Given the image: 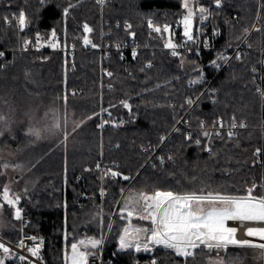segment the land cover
I'll use <instances>...</instances> for the list:
<instances>
[{
  "label": "trees",
  "instance_id": "1",
  "mask_svg": "<svg viewBox=\"0 0 264 264\" xmlns=\"http://www.w3.org/2000/svg\"><path fill=\"white\" fill-rule=\"evenodd\" d=\"M213 3L199 0L195 5L209 9V18L203 24L194 19V34L197 27L205 33L197 43L186 45L209 42L210 47L201 52L183 49L174 57L164 44L168 39L178 46L185 43L178 23L185 13L183 0H111L103 8L97 0H0L4 48H15L36 32L46 37L54 32L62 44L79 47L74 55L51 50L9 52L0 59L2 110L15 117L24 109L41 110L40 104L58 110L47 114L45 135L50 137L46 140L35 143V136L24 134L23 124L16 126V149L35 156L30 166L37 181L21 205L32 217L30 231L46 239L43 258L47 264H65V250L82 237L102 241L93 251H103L104 264H135L151 256L158 257L159 264H211L218 250L198 249L185 261L160 246L152 253L121 249L119 237L126 224L117 211L123 201L129 195L156 190L204 189L243 196L253 184V195H262L264 174L256 149L264 148V98L256 91L253 69L264 59V0H222L218 9ZM70 4L73 7L65 14ZM20 11L26 15L22 34L4 20ZM152 19L161 29L168 25L170 32L150 31ZM85 23L93 30L88 35L94 44L112 48L106 62L100 50L83 48ZM131 33L136 56L127 49L121 58L124 51L118 47H131ZM247 37L252 48L237 60L234 48ZM220 55L229 59L221 61ZM213 60L218 68L212 66ZM201 75L208 81L196 88L188 86ZM211 80V88L219 92L215 103L210 89L206 90ZM189 98L196 102L188 105ZM122 101L130 104L131 111ZM70 110L76 112L77 129L68 123ZM57 115L61 130L53 128ZM233 119L248 123L233 139L227 133L220 138L216 131L203 129L220 120L229 125ZM102 121L107 123L100 127ZM71 131L72 142L64 139ZM204 131L210 136L204 137ZM189 135L191 139H185ZM102 161L114 163L112 170L130 179L103 175ZM3 184L0 180V192ZM12 214L13 208L7 205L0 209V230L4 238L17 241L21 222ZM223 251L226 264L264 263V251L258 247L229 245ZM7 264L15 261L9 259Z\"/></svg>",
  "mask_w": 264,
  "mask_h": 264
},
{
  "label": "snow or ice",
  "instance_id": "2",
  "mask_svg": "<svg viewBox=\"0 0 264 264\" xmlns=\"http://www.w3.org/2000/svg\"><path fill=\"white\" fill-rule=\"evenodd\" d=\"M97 3L103 6L105 0H97ZM199 0H193L190 4L189 0H183V8L185 13L182 15L178 23L183 28V37L185 43L182 46H186L189 42L195 44L198 42V37L203 35L199 27L196 28L195 34L193 31V21L198 19L201 24L209 18V9L205 7H196ZM213 6L215 8L222 7V0H214ZM73 5H69L65 8V14ZM18 20V26L20 30L26 25V17L23 11L19 12L18 17H13ZM6 23L10 24L8 17L4 18ZM149 28L157 33L170 32L168 25H165L163 29L160 27H153L152 21L148 22ZM130 28V25H127ZM259 31L260 29H256ZM92 28L88 24L83 25V44L85 46H91L97 48L98 45L94 44L89 38L92 32ZM218 34V33H214ZM53 37L55 33L53 32ZM134 35V34H132ZM31 41H24V47L27 49ZM37 48L42 47L40 38L37 36L36 40ZM50 47H57L56 43L48 42ZM164 47L171 50L172 56H178L179 47L176 43H173L171 39L164 44ZM207 47V42H205ZM5 54L0 52V57ZM133 57L136 56L135 51L132 53ZM123 58V57H121ZM237 60L241 59L238 53L235 57ZM221 61H227L229 58L220 55L218 57ZM212 66L219 67L217 60L211 62ZM151 67V64L147 65ZM255 72V69H253ZM107 76L111 77L112 73L107 72ZM203 80V76L200 79L193 80L191 83L198 84ZM264 94V93H262ZM196 101L189 98L186 103L188 105L194 104ZM125 109L131 111V106L127 101L121 102ZM4 117L0 115V121H3ZM104 123H107L105 121ZM104 123L100 127L104 126ZM219 128H224L225 125L222 121H217ZM203 127V124H201ZM236 127L243 128L245 125L240 123L236 124L233 119L227 132V137L233 139L236 133L231 129ZM31 131V130H30ZM38 136L39 134L36 133ZM204 137H209L210 133L204 131L202 133ZM216 136L220 137V132H216ZM222 138V137H220ZM164 138L161 137V140ZM185 139H191V136L185 137ZM196 145L201 144L200 139L195 140ZM205 151L211 152L210 147H205ZM261 149H256V154L259 155ZM163 163L164 158H159ZM171 159V157H169ZM7 167V165H5ZM99 168V165H97ZM104 175H110L111 177H121L127 181L130 179L128 176H122L118 171L108 169ZM256 185L253 184L251 188L246 190L247 194L243 196L227 195L213 193L211 191L205 192L204 189L199 191H191L186 193H177L174 191H161L156 190L153 193H138L135 195H129L128 199L123 201L122 207L117 211L119 219L127 226L123 227L122 234L119 237V243L121 249L135 248L136 251H151L153 247L160 246L164 249L171 250L176 257L184 258L185 261L188 258L193 257L198 249L206 248L209 251L215 249H226L229 245H241V246H253L264 249V243L252 244L249 240H237L235 239L236 227H229L230 221H242V222H264V196H255ZM123 192V190H122ZM20 195L10 194V189L5 186L2 190V201L15 209L14 218L21 220V210L17 205L20 201ZM3 206V205H0ZM135 217L139 221L145 222L146 226L134 227L131 226V221ZM110 227V225H109ZM246 235L250 237H259L261 241H264V228H247ZM143 237V239H142ZM24 239L31 240L32 245H26ZM18 242V248H27V252L30 257L40 259V249L43 241H37L35 236L26 237ZM100 244V240H87L81 239L70 244V247L65 250V264H89V258L94 257V249ZM0 264H7L9 259L17 260L20 264H33V261L28 256L21 255L13 252L9 246L4 242H0ZM153 264L156 261L153 260Z\"/></svg>",
  "mask_w": 264,
  "mask_h": 264
},
{
  "label": "built area",
  "instance_id": "3",
  "mask_svg": "<svg viewBox=\"0 0 264 264\" xmlns=\"http://www.w3.org/2000/svg\"><path fill=\"white\" fill-rule=\"evenodd\" d=\"M109 1H111V0H105V4ZM189 2L193 3V0H189ZM104 5L103 6L100 5L101 8H103ZM18 15H19V12H12L10 17H9V21H10V24H12L15 27L17 32L22 34L23 32H25L26 25L23 28V30H20V28L18 26V20L13 19V17H18ZM25 17H26V15H25ZM150 21H152L153 27H160L159 25H157L155 23V21L153 19ZM149 29H150V31L155 32V31H153L152 28H149ZM200 31H202L203 34L205 33V30L202 27L200 28ZM52 34L53 33H51L50 36L46 37L42 32H36L32 36H28L27 38L22 39L20 41L19 45L15 48L6 49L2 45H0V52H3L6 55L9 52L39 53V52L51 50V51H62L65 53H69L70 55H74L79 50V47L75 44L72 46H66L65 44H62L60 36L55 33V37H53ZM132 34H134V33H131V37H130V41H129V45L131 47H127V46L118 47L119 50L121 49L122 51H124L122 57L126 56L125 50H127V49H130L132 51V53L134 51L136 52V50H137V48L134 47V35H132ZM37 36H39L40 43L43 45L42 47H39V48H37V45H36ZM247 39H248V37L240 45H238L234 48L233 56L237 55L239 53L241 58H242L244 56V54H246L252 48V45L247 41ZM26 40L31 41V43L28 45L27 49H25V47H24V41H26ZM49 41H51L52 43H56L58 46L57 47H50L48 45ZM209 47H210L209 42H207V47H205V43L204 44L198 43L195 46H189V47L188 46H179L177 48V51L179 52V54L181 53V51L183 49H192L196 52H201V50L203 48H209ZM83 48L84 49L100 50L102 62H106L109 59V56L111 55V52H112V48L110 47V45L104 44V43L101 44L100 46H98L97 48H92L90 45L89 46L84 45ZM3 57H0V59H2ZM106 72H110V71L106 70ZM255 72L257 74V80L255 82L256 91L262 96V98H264V94H262V93H264V59H261V61L259 62L258 66L255 69ZM197 79H200V78L191 79L188 82V86L191 88H196L199 84L208 81V78L206 76H203V80L200 83H198V84L191 83V81L197 80ZM212 82H213V80L209 81V84H208L206 90L210 89L211 101L213 103H215V102H217V97L219 95V92L216 89L211 88ZM191 99H193V98H191ZM220 121H222V120H220ZM235 122L237 125H239L240 123H243L245 125V127H243V128L236 127L235 129H231L236 134L240 130L248 128V123L246 121L235 120ZM102 123H104V122L102 121L101 124ZM224 125H225V127L221 129L218 127L217 123H214L213 125H211V127H208V128L203 127V129L206 128V129H209L211 131H216V132L219 131L220 134H223V133H227L229 131L230 124L229 125L224 124ZM262 129H264V120H263ZM257 158H258L257 159L258 164L262 168V171L264 174V148L261 149V152L259 155H257ZM112 166H115V164L111 163L108 165V164H105L103 161L100 162V169H101L102 174L104 175L105 171L108 169L112 170V168H111ZM261 196H264V182L262 184V195ZM19 209L21 210V216H22V219L20 220L21 228H22V233H21L20 238L17 241H10V240H8L2 236L1 230H0V242H4L15 253H19L21 255L28 256L29 259H31L33 261V264H47L43 258V249H44V246L46 243L45 237L37 235V234L33 233L32 231H30L31 226L33 225L32 217L30 216V214L28 212L25 211V209L22 205H19ZM245 223L246 222H242V221H235L234 222V226L237 228V232H239V228L243 227ZM253 228H264V222H255V227H253ZM33 236H35L37 238V241H40V240L43 241V244L41 245V249H40V259H38V260L30 257L29 253L27 252L26 247L23 249L17 247L18 242L21 239H24L26 237H33ZM237 239L245 240V239L238 238V236H237ZM24 243L26 245H32L31 240L24 239ZM94 253H95L94 257L89 258V264H104L105 260H104V256H103V251L99 254L96 252H94ZM0 255H3V253L0 252ZM153 260L156 261V264H159L156 256H151L145 260L138 261L135 264H153ZM14 261H15V264H20L19 261H17V260H14Z\"/></svg>",
  "mask_w": 264,
  "mask_h": 264
},
{
  "label": "rangeland",
  "instance_id": "4",
  "mask_svg": "<svg viewBox=\"0 0 264 264\" xmlns=\"http://www.w3.org/2000/svg\"><path fill=\"white\" fill-rule=\"evenodd\" d=\"M191 4V3H190ZM172 40V39H171ZM41 110L39 109H30L26 110L24 109L23 113L15 117L14 114L11 115L7 114L4 110L0 108V115L4 117L3 121H0V180L4 182L3 188L7 186L10 189V194H18L20 195V201L17 207L21 205V199L23 198L24 194L29 191V189L37 182L35 180V174L33 171H31V162L34 160V155L30 152L28 155L20 154V151H18L15 145V142L17 140V130L16 126L18 124H23V127L25 126L24 134L29 138L32 136H35V143H38L41 141L40 139H48L50 136L45 135L46 127H47V114L52 113L53 111H58L57 109H49L44 108L42 104L39 105ZM22 108V107H21ZM20 111V110H19ZM55 113V112H54ZM76 112L73 110L69 111V125H73L74 128L78 125V118H75ZM46 121V123H45ZM53 128L61 130L60 121H59V115L56 116V120L54 121ZM247 122V121H246ZM64 127L66 126V122H64ZM77 129V128H75ZM31 130V135L28 134V131ZM65 130V129H64ZM63 130V131H64ZM7 133V134H6ZM9 133V134H8ZM36 133L39 135L37 136ZM73 135V131L67 132L64 135V139L67 141L70 140V138ZM24 157V158H23ZM27 157V158H26ZM7 165V167H5ZM38 180V179H37ZM32 185V186H31ZM2 188V190H3ZM0 209L1 211L6 207V204H3L2 201V191L0 192ZM8 206V205H7ZM10 207V206H9ZM12 208V207H11ZM15 209L13 208V214L14 215ZM137 219L133 217L131 221V226L139 227V226H146L144 223H139L136 221ZM235 221L228 222L229 227H235L234 226ZM0 225L1 222H0ZM127 225H124V227ZM252 228V227H251ZM238 232L235 233V239H237ZM81 239H87V240H96V239H90V238H80ZM143 239V237H142ZM241 239V238H240ZM75 240L74 242L78 241ZM239 240V239H237ZM245 240H249L252 244H260L264 243V241H261L259 237H248L245 238ZM102 244V241H100V244ZM155 247L151 251H144L152 253ZM259 248V247H258ZM128 249V248H126ZM135 249V248H134ZM264 251V249L260 248ZM224 249H220L217 251L215 255H213L210 259L211 264H226L223 251ZM158 259V257H157ZM264 264V263H263Z\"/></svg>",
  "mask_w": 264,
  "mask_h": 264
},
{
  "label": "bare ground",
  "instance_id": "5",
  "mask_svg": "<svg viewBox=\"0 0 264 264\" xmlns=\"http://www.w3.org/2000/svg\"><path fill=\"white\" fill-rule=\"evenodd\" d=\"M249 227H252V228L255 227V222H246L243 227H240L239 232L237 234L238 238H241V239L248 238L249 236L246 235V230Z\"/></svg>",
  "mask_w": 264,
  "mask_h": 264
},
{
  "label": "clouds",
  "instance_id": "6",
  "mask_svg": "<svg viewBox=\"0 0 264 264\" xmlns=\"http://www.w3.org/2000/svg\"><path fill=\"white\" fill-rule=\"evenodd\" d=\"M28 134L31 135V131L30 130L28 131Z\"/></svg>",
  "mask_w": 264,
  "mask_h": 264
}]
</instances>
